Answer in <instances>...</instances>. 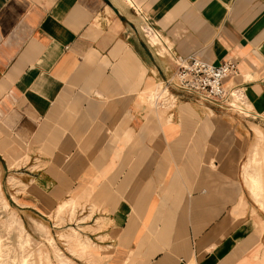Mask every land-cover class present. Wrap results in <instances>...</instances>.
I'll return each mask as SVG.
<instances>
[{
    "label": "crops",
    "instance_id": "obj_1",
    "mask_svg": "<svg viewBox=\"0 0 264 264\" xmlns=\"http://www.w3.org/2000/svg\"><path fill=\"white\" fill-rule=\"evenodd\" d=\"M189 56L235 61L245 102L168 85ZM258 129L264 0H0V156L26 211L74 204L79 264H264Z\"/></svg>",
    "mask_w": 264,
    "mask_h": 264
},
{
    "label": "rangeland",
    "instance_id": "obj_2",
    "mask_svg": "<svg viewBox=\"0 0 264 264\" xmlns=\"http://www.w3.org/2000/svg\"><path fill=\"white\" fill-rule=\"evenodd\" d=\"M19 165H7L0 156V264H79L74 260L89 248L88 234L77 226L74 204L49 217L26 211L18 202L23 186ZM243 180L252 205L264 215V130L244 161ZM84 258V257H83ZM85 262V261H84Z\"/></svg>",
    "mask_w": 264,
    "mask_h": 264
},
{
    "label": "built area",
    "instance_id": "obj_3",
    "mask_svg": "<svg viewBox=\"0 0 264 264\" xmlns=\"http://www.w3.org/2000/svg\"><path fill=\"white\" fill-rule=\"evenodd\" d=\"M238 73V64L233 60L216 65L189 56L178 60L177 71L167 83L216 106L233 109L243 104L246 96L241 87H228L225 81Z\"/></svg>",
    "mask_w": 264,
    "mask_h": 264
}]
</instances>
